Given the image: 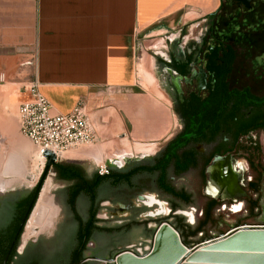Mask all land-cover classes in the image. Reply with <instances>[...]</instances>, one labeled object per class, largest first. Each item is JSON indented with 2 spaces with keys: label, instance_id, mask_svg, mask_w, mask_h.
<instances>
[{
  "label": "trees",
  "instance_id": "16d2710c",
  "mask_svg": "<svg viewBox=\"0 0 264 264\" xmlns=\"http://www.w3.org/2000/svg\"><path fill=\"white\" fill-rule=\"evenodd\" d=\"M215 17L216 14L210 15L211 19ZM212 33L211 27V38ZM213 41L217 45L207 64L210 73L208 94H191L179 103L182 128L155 155L141 161L131 160L123 167L108 165V173L105 174H100L97 168L89 171L83 164L72 161H58L52 166L55 178L67 183L55 191L66 215L61 229L50 239L60 248L58 251L45 255L42 249L45 240L41 238L37 243L27 245L23 253L18 252L24 226L16 239L15 236L35 188L26 196L17 195L12 204L6 202L7 205L0 208V264L14 239L6 264H100L87 260L86 252L91 250L93 259H112L115 251L127 248L137 252L138 247L148 245L155 232L149 224H159L164 219L171 222L188 246H192L194 241L223 234L225 229L220 227V223L225 218L216 213L222 204L216 198L207 199L201 207L202 215L193 225L186 221V216L176 213L197 205L195 193L178 180L196 173L204 185L205 169L211 159L233 152L245 137H249L250 141L249 144H241V152L252 153L248 160L255 176L247 182V188L254 197L247 201L244 218L226 226H238L247 223L248 218L260 215L264 168L260 167V161L255 163L260 145L251 135L264 130V95L254 93L249 86H231L230 76L237 51L232 43L220 37ZM145 193H154L159 199L167 201L171 213L166 217L147 215L142 218V213L152 209L140 205L132 207L121 223L99 217L103 202L108 201L111 206L117 203L128 206ZM139 238L143 239L138 241ZM193 238L195 240L191 241ZM90 241H95L97 246L89 248Z\"/></svg>",
  "mask_w": 264,
  "mask_h": 264
},
{
  "label": "crops",
  "instance_id": "0c3cea01",
  "mask_svg": "<svg viewBox=\"0 0 264 264\" xmlns=\"http://www.w3.org/2000/svg\"><path fill=\"white\" fill-rule=\"evenodd\" d=\"M220 3L0 0V73L18 79L26 76L27 84L36 82L55 113H70L84 102L98 141L119 127L122 138L145 146L164 142L163 146L175 135L174 116L179 114L173 105L139 85L137 64L146 55L138 58V50L149 51L152 47L142 42L156 35L161 36L159 46L153 45L158 51L168 30L187 24L185 16L191 10L211 15ZM157 51L151 55L154 68ZM184 216L189 224L196 223Z\"/></svg>",
  "mask_w": 264,
  "mask_h": 264
},
{
  "label": "rangeland",
  "instance_id": "374dc122",
  "mask_svg": "<svg viewBox=\"0 0 264 264\" xmlns=\"http://www.w3.org/2000/svg\"><path fill=\"white\" fill-rule=\"evenodd\" d=\"M223 1L226 2V0ZM219 7L220 4L217 9ZM215 14L216 17L209 20L207 18L209 15H203L198 10H191L185 16L187 24L184 25L183 32L187 33V37L191 39H198L210 24L214 32L212 33V36H214L213 39L220 37L222 40L232 43L237 51L235 62L237 83L230 76L231 86L239 88L249 86L254 93L264 95V0H253L249 10H245L239 6L233 7L232 4L231 8L230 4L229 6L225 5L220 12H216ZM180 29L181 26L177 24L172 30H168V33L174 36V34L179 33ZM155 33L157 34L158 31ZM159 38L161 36L155 35L151 38L144 39L142 42L144 47L152 48L149 51L138 50V58L141 53L144 56L146 55V58H142L137 64L138 83L143 89L154 93L163 101L174 106L173 99L175 94L173 89L169 86L166 76L154 68L151 63V55L153 51H157V48L155 49L153 45L156 44V47L159 46L157 44ZM151 49L153 50L151 51ZM146 71L151 75L152 83L148 82L145 74ZM27 82L26 76L18 79L15 75L0 73V197L9 194L28 195L37 186L44 174L45 163L41 162L36 147L21 132L19 125L18 104L28 99V91L26 90ZM163 87L164 89L166 88V93ZM178 116H174L175 134L180 130V126L182 125V121ZM109 133V135L103 136L92 145L82 146L78 150L64 153V158L59 161L78 162L91 169H96L98 165H108L119 157L123 161L126 157L139 156L143 153L152 155L164 144V142H161L155 146H145L138 142H132L127 137L122 138L123 133L119 127L113 128ZM251 136L260 145V151L255 156V163L259 164L260 161V167L264 168V130L258 133L254 132ZM249 139V137H245L240 143L249 144ZM250 155L252 153L249 151L242 150V152L238 151L236 155H229L231 156L229 160L219 159L218 164L214 167H209L207 171L208 177L204 185H202L201 179L197 175H193V173L185 177V179H190L191 185L179 181L180 184L186 185L189 190L195 193L197 205L192 209L196 216L195 222L202 215L201 207L209 198L207 193L214 195L210 192L211 183L213 182L216 183L217 181L220 184L231 185L233 188L237 187L234 192L239 193L241 190L242 192H240L243 195L245 194L244 196L248 198L254 197L247 188V180L255 176V172L249 165L248 157ZM223 170H225V173H223L224 176L221 175ZM46 179L51 181L50 192L53 198L55 191L67 185L64 181L56 180L52 168L46 173L43 182ZM261 194H264V177L261 183ZM234 200H237V198ZM234 200L222 202L216 210L217 214L220 213L225 218V221L220 223L222 229H227L228 227L226 225L234 224L236 220L244 218L246 215V199L238 198V202L241 201L243 207L240 212H232L229 210L230 204L235 203ZM224 204H226V207H224ZM134 206H140V202L135 200L133 204L125 205V209H121L122 207L118 208L117 205L110 209V203H104L103 207L105 208L100 211L99 217L112 220L113 222H123V219L129 215L131 208ZM167 206L169 205L167 204ZM32 212L33 210L29 214L22 230L20 244L18 246L19 253H23L27 245L35 243L38 239H45V233H51L58 222V218H56L51 229L40 231L44 219L33 218L29 224ZM247 222H254V218H248ZM29 225L30 229L31 226L36 228L34 233L30 232V236L28 237ZM149 226L155 228L156 222L150 223ZM26 237L28 239L25 241L24 239ZM141 239L143 238H139L138 241ZM96 246L97 243L95 241H90L88 244V247L91 249ZM147 247L145 246V248ZM137 250L142 252L144 248L138 247ZM89 253L91 254L92 251L88 250L86 255Z\"/></svg>",
  "mask_w": 264,
  "mask_h": 264
},
{
  "label": "flooded vegetation",
  "instance_id": "af4514ba",
  "mask_svg": "<svg viewBox=\"0 0 264 264\" xmlns=\"http://www.w3.org/2000/svg\"><path fill=\"white\" fill-rule=\"evenodd\" d=\"M252 2H253V0H226V2L222 0V2L220 3V7L217 9L216 12H220L222 10V8L225 7V5L229 6V4H230V8H231V4H232L233 7L239 6L241 8H244L245 10H249L251 5H252ZM207 18H209V20H211L210 15ZM184 28H185L184 26L181 27L179 33L174 34V36L170 35V33H167V35H165V37H164L165 38L164 43H163L164 45H162L160 47V49L157 51V54L155 55L156 69H158L161 74H164L166 76V79H167L169 86L174 91L175 96L173 99L174 100L173 104H174L175 108L177 109V112H178L179 103L183 102V100H185L186 98H189V96L191 94H196L199 96H206L208 94V88H209V84H210V73H209V70L207 69V64H208V61L210 60V56L215 52L216 45H217V42L213 41L211 39V35L209 34V31L211 28L210 24L208 25V27L205 29L204 33L201 34L198 39L188 38L185 45H182L183 40H186V37H187V33L183 32ZM178 88H180L181 93L178 92ZM163 89H164V87H163ZM165 92H166V90H165ZM179 118H180V116H179ZM181 128H182V125L180 126V130H181ZM165 145H163L159 150H161ZM238 145L233 152L225 154L223 156L216 155L211 159V161L209 162V164L207 165V167L205 169L206 170L205 171L206 176L204 179V184H205L206 179L208 177L207 171H208L209 167H214L216 164H218L219 159L223 158L224 160H229V158L231 157L229 155H232V154L236 155V153L238 151H241V144L239 145V147H238ZM157 152L158 151H156L152 155L144 156L139 160L136 159V156L126 157L125 160L122 161V166H118L116 164V160H114L112 163H109L108 165H116L118 167H123L127 164V162H129L131 160L141 161L147 157L155 155ZM118 160H121V158L119 157ZM108 165H106V166L108 167ZM84 166L86 168H88L89 171L93 170L90 167H87L86 165H84ZM97 169L99 171V165H98ZM223 173H225V170L222 171V174H221L222 176H224ZM185 177L179 178L178 181L185 180ZM252 179H250V180H252ZM250 180H247V182H249ZM211 184L212 185H211L210 192L214 195L207 193L208 197L209 198H211V197L216 198L217 201H219L221 203L224 201L234 200L235 198H237V199L241 198L243 200L246 199L245 201H246V205H247V201L249 199H251V197L248 198V197L244 196L245 194L244 195L241 194L240 191H239V193L234 192V190H236L237 187H235V188H233L231 186L229 187L228 184L227 185L226 184L224 185V183L220 184L217 181H216V183L213 182ZM218 184H220V185H218ZM217 185L224 187L223 188V189H225L224 192L220 191L217 188ZM206 187H208V186H206ZM215 188L217 189V192L213 193L212 190ZM16 196H17L16 194H9V195H5V196L0 197V208H3L5 205H7L6 202L9 204H12V202L14 201V198ZM18 196L22 197L21 195H18ZM261 199L263 202V199H264L263 194H261L260 203H261ZM106 202H108V201H106ZM104 203L105 202H103L102 205ZM161 203L163 205L165 213L168 212L169 208L166 206L165 202L161 201ZM117 204H114L112 206L110 204V206L112 208L113 206L115 207V205H117ZM121 206H122V204L119 203L118 208ZM156 208H157V206L154 207L152 209V211H154ZM232 209H233L232 211H234V212L240 211L242 209V203H238V202L235 203L233 205ZM245 210H246V206H245ZM260 210H262L261 206H260ZM184 212L186 213V215H188L190 217V221L195 222V214H194L193 210H184ZM148 213H149V211L147 212V215H148ZM201 213H202V211H201ZM152 217H166V216L158 215V216H152ZM20 224H21V222L19 223V226H20ZM18 230H19V227H18ZM40 239H38L35 243L40 241ZM48 243H51L50 240H45L44 248H43L45 255L47 254L45 251L46 250L45 248H48L47 247Z\"/></svg>",
  "mask_w": 264,
  "mask_h": 264
},
{
  "label": "water",
  "instance_id": "95a60500",
  "mask_svg": "<svg viewBox=\"0 0 264 264\" xmlns=\"http://www.w3.org/2000/svg\"><path fill=\"white\" fill-rule=\"evenodd\" d=\"M216 11H214L211 14H215ZM214 36H212L213 40ZM231 77L234 79V81L237 83V77H236V69L234 65V70L231 74ZM178 92L181 93L180 88H178ZM240 145V144H239ZM238 145V147H239ZM147 153L140 154L139 156H136V159L139 160L144 156H147ZM44 156L46 158L45 167H44V174L35 187V191L33 194V197L31 199L30 205L25 213V215L22 218L21 224L19 226V230L15 236V239L21 232L23 226L25 225V222L27 221V218L31 211L34 209L37 200L39 198V194L41 191L42 183L44 180V177L46 173L52 168V166L57 163L56 156L51 151H46L44 153ZM116 164L118 166H122L121 160H116ZM193 175H196V173H193ZM57 180V179H56ZM180 182L186 183L191 185L190 179L180 180ZM264 197V194H263ZM55 198V205H56V211H57V218L58 222L56 223L55 227L51 231V233H45V240L53 239L57 232L61 229V225L64 223L65 220V211L63 210V207L59 203L57 196L54 193ZM140 202V205H146L148 208L153 209L157 206V208L154 211H149L148 216H158V215H164L168 216L169 213H171V208L167 206L168 202L165 200H161L157 197L156 194L153 193H145L142 195H139L136 199ZM161 201H164L166 206L169 208V211L165 213V210L163 208V205ZM108 203V202H105ZM119 203L117 204L118 207ZM154 206V207H153ZM260 206L262 208L261 213L258 217L254 218V222L251 223H244L238 226H234L229 228L226 232L223 234H220L216 238L213 239H207L201 243H197L192 246L186 245L180 233L176 230V228L171 224L169 220H162L159 224L156 223L155 226V232L152 236V238L149 240V247L145 253H137L133 251L132 249H124L115 254V256L112 259H93L91 257V254H87V260H95L100 262L101 264H106L107 262H111L113 264H183L185 260L189 259L194 253L197 252L200 248L206 247L208 245L217 244L220 241L227 240L228 238H231L232 236H237L236 241H240L241 237H247L251 236L250 234L245 235H238V232H244V231H262L264 232V199L263 202L260 203ZM122 207V208H121ZM119 207L121 209H125V205L122 204V206ZM105 208V207H103ZM188 209H194V207H189ZM186 210V209H185ZM184 210H178L176 211L177 214H183ZM142 218L147 217V213H142ZM121 223V222H119ZM66 229V228H65ZM64 229V230H65ZM172 232L174 234V237H169V233ZM15 239L9 249V252L3 259L1 264H6L8 260L9 253L12 249V246L15 242ZM257 246V245H256ZM258 248L263 249L264 243H261V245H258ZM48 248H45L46 253L50 254V252H56L60 248H58L55 243H48ZM43 249V248H42ZM44 261L46 260V256H44Z\"/></svg>",
  "mask_w": 264,
  "mask_h": 264
},
{
  "label": "built area",
  "instance_id": "2783aa9c",
  "mask_svg": "<svg viewBox=\"0 0 264 264\" xmlns=\"http://www.w3.org/2000/svg\"><path fill=\"white\" fill-rule=\"evenodd\" d=\"M26 90L28 99L18 104L20 130L36 147L42 163L46 162V151L53 152L58 162L64 158V153L92 145L98 140L84 102H80L70 113H55L36 82L27 84ZM99 173H108V167L100 165ZM148 247H144V251ZM144 251L137 250L138 253Z\"/></svg>",
  "mask_w": 264,
  "mask_h": 264
},
{
  "label": "bare ground",
  "instance_id": "6f19581e",
  "mask_svg": "<svg viewBox=\"0 0 264 264\" xmlns=\"http://www.w3.org/2000/svg\"><path fill=\"white\" fill-rule=\"evenodd\" d=\"M145 74L147 76L146 78L148 82L152 83L153 80L151 75L147 71ZM51 185L52 184L49 179H46L45 182H43L39 198L29 220L30 224L31 219L33 218H43L44 223L40 231L51 229L57 218L55 201L50 192ZM218 185L217 188L224 192V187ZM212 192H217V189H213ZM183 213L186 215L184 211ZM35 228L36 227L31 226L30 229L29 225L30 230L28 231V237L30 236V232L34 233ZM250 233V237H241L240 241H236L237 236H232L231 238L220 241L217 244L215 243L200 248L189 259L185 260L183 264H264V248H258V245L264 243V232L244 231L242 233L238 232L237 234L245 235ZM28 237H26L24 240L26 241ZM169 237L173 238L174 234L170 232Z\"/></svg>",
  "mask_w": 264,
  "mask_h": 264
}]
</instances>
